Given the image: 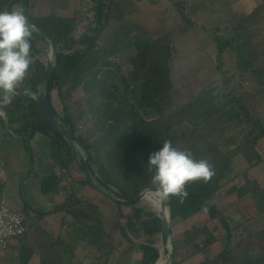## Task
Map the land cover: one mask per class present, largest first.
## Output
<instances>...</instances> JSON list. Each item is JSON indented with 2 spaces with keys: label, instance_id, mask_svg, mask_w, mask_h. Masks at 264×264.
<instances>
[{
  "label": "trees",
  "instance_id": "trees-1",
  "mask_svg": "<svg viewBox=\"0 0 264 264\" xmlns=\"http://www.w3.org/2000/svg\"><path fill=\"white\" fill-rule=\"evenodd\" d=\"M30 1L14 0L7 10L23 9L29 22L45 31L57 44V63L47 84L48 99L56 112L52 105L55 90L62 107L61 118L75 138L82 141L94 176L119 197L133 199L145 189L153 188V172L147 170L150 153L159 150L165 140H170L181 150L190 149L196 159H207L213 165L215 175L207 183L188 184V196L183 202L171 197L166 203L172 231L201 212L207 214L175 236L174 264L195 262L207 247L221 239L226 241L225 248L199 264H264V227L230 246L237 223L218 208L222 188L239 176L242 182L231 184L227 193L241 195V205L250 214L249 221L264 215V186L249 176V170L263 162L257 144L264 139V123L248 104L254 99V92L264 87V0L249 13L230 10L229 25L210 28L220 79L202 86L193 98L178 106L171 80L172 68L178 60L174 38L153 47L144 34L131 43L124 45L121 42L123 49L120 45L119 49L107 48L100 39L110 24L114 0H80V8L71 16L54 12L28 14ZM170 2L178 18L191 25L185 2ZM30 42L32 63L26 79L16 90L17 93L24 92V100L15 95L11 104L0 105L4 113L0 114V138H3V144L12 137L20 139L32 160V139L39 135L46 140V155L52 163V171L40 184L42 193L55 202L53 210L37 212L36 221L59 210H65L74 218L75 212L68 206L77 201L70 167L77 162L76 152L72 142L56 128L34 97L46 72L42 55L50 42L35 30ZM122 50L128 54L126 69L120 60ZM227 51L238 52L239 64L232 73L225 69L224 54ZM246 75L250 89L244 86ZM147 113L152 116L148 117ZM210 122H215L217 127L223 125V133L232 127L239 129L233 134L237 139L232 141L229 150L220 144L219 137L211 139L201 131L200 127ZM239 156L249 161V165L240 174H234L233 162ZM81 182L90 184L87 179ZM5 184L0 178V194H3ZM248 200L256 207H250ZM97 207L94 208L98 211ZM128 207L126 213L118 211L117 221L105 234L104 230L95 232L87 220L91 231L84 230L85 235L80 240L89 242L100 252H107L108 235L117 230L132 245H136L132 235H142L143 242L137 244L141 251L138 264H155L160 257L155 245L157 237L163 235L162 218L143 202ZM22 209L28 216L29 208L24 206ZM31 255V249L22 244L19 264H29Z\"/></svg>",
  "mask_w": 264,
  "mask_h": 264
},
{
  "label": "rangeland",
  "instance_id": "rangeland-1",
  "mask_svg": "<svg viewBox=\"0 0 264 264\" xmlns=\"http://www.w3.org/2000/svg\"><path fill=\"white\" fill-rule=\"evenodd\" d=\"M114 1L115 5L111 14L112 18L109 26L102 34L100 39L101 44L111 49H117V47L119 49L120 45L123 49L124 46L121 42L125 45L126 43L135 41L139 36L146 34V38L152 42L151 44L153 47H159L164 45L169 38H174L176 40L178 60L172 68L171 80L174 83L173 97L175 105L178 106L185 104L193 98L202 86H207L220 79V73L215 67V56L217 51L215 43L212 39V32L210 28L215 25H220L222 27L226 24L229 25L230 23L228 18L230 16V10H235V13H249L262 0H230V4L227 2L228 0H202L200 3L193 6L191 5L194 3V0H179L185 2L187 8L191 6L187 10V16L192 19L191 25H188L178 18L177 11L171 4L170 0ZM47 2L48 4H54V2L69 4L67 8L64 6H56V8H59L58 10L54 7L52 8V6L48 8L49 10L51 8L54 9L57 13H70L71 15H74L77 9L80 8V0H75V2L73 0H47ZM13 9H20V7H13ZM61 9H64L62 10L63 12ZM28 14L30 13L28 12ZM224 56L225 69L227 72H235L237 64H239L237 60L238 52L227 51ZM42 59L47 66L52 61L53 54L51 44L47 47L46 53L42 55ZM120 60L123 63V69H126L128 66V54H126L125 51L121 54ZM244 86L247 89L251 88L248 75H246ZM254 94L255 96L258 94L260 98L264 99V89L257 90ZM256 97H254V99ZM52 105L57 114L61 116L62 107L55 90L52 93ZM252 111L254 113L257 112L254 108H252ZM0 114L4 115L3 111L0 110ZM147 116L151 117L152 115L147 113ZM258 116H260V114H258ZM219 120L222 122L224 121L222 117H219ZM214 123L215 122H210L200 127L201 131L208 134L211 139H217L222 131L219 127L220 125L217 127ZM215 126L217 127L216 129H214ZM228 126H230V124H228ZM235 130L237 131L236 127H234V129L232 127L230 130L225 131L233 133ZM224 135L225 139L220 142V144L226 150H229L232 147V141L226 140V134ZM5 152H7L6 156L3 155ZM45 157L46 154H39L35 161L40 164V158ZM33 164L34 160L31 159V156L26 151L22 141L17 137L8 139V141L3 144V147L0 145V172L2 176L5 175L8 179L9 186L6 188V191H8L11 196L16 197L21 194L22 190H19V186L21 188L23 180L27 178L29 176V172L33 170ZM248 165L241 164L238 161L233 162L234 174H240ZM70 167L72 176L74 177L73 183H75V185H80L81 181L86 179V177L83 174L78 161L73 162ZM263 175L264 165H261L254 171L249 170V176L257 179L258 181L259 179H262ZM76 178L79 179L76 180ZM235 181L238 184L242 182L239 176L235 179ZM17 183L20 185L15 187V184ZM88 185L90 186V195L86 194L81 195V197H76L77 201H74L75 204L71 207L73 212H75L73 214L74 218L75 216H78L80 219L85 218L83 221L75 218L77 223H79L76 225V231L74 233L75 238H77L78 241H80V237H84V230L91 231V229H88L89 227L86 224L87 220L89 224H92V228L95 232L102 233L104 230L105 234L106 232H109V227L117 221V213L119 210H122L124 213L129 211L128 206L114 203L107 197L103 196L99 191L91 186V184ZM230 186L231 184H229V187ZM225 190L226 189L223 190L225 195L218 200V208L228 219H234L237 223V227L231 238L230 246H232L236 244L238 240L248 237L255 231L264 227V215L257 217L255 220L249 221V212L247 210L244 211L243 205L238 206L235 199L232 197L225 198L228 194H226ZM0 196L3 197V194H0ZM43 198V200L39 201L40 204H45L47 202V197L43 196ZM78 200H80V202H78ZM140 202L150 206L155 212L160 214V206L153 203L150 199L144 198ZM248 203L250 207H256L253 201L248 200ZM101 204L104 207V212L101 211ZM95 206H98V211L94 208ZM165 210H167L168 214L167 207ZM86 211L89 213L87 215L88 217L84 213ZM206 216L207 214L205 212H201L195 217L181 223L179 228H173L174 237L182 230ZM27 218L28 229L35 226L37 215H30L29 212ZM43 228L45 227L42 224L39 226L36 225L32 230L33 235H31L30 240L33 236H36L38 232L42 231L41 229ZM79 228L83 229L82 233L79 231ZM47 236L50 239H53V241H58L54 232H51V235L48 234ZM132 238L136 241V245H132L130 241L125 239L119 230H117L114 234L111 233L108 235L110 246L109 250L105 252L108 253V259L105 264H138L137 261L141 258V251L137 244L143 242L144 237H142V235H132ZM225 244V239H221L216 244L207 247L195 262L192 263L187 261L182 264H199L202 260L213 258L225 248ZM60 245H62V242ZM20 246L21 244H19V249L16 254L13 253L11 257L5 261L6 264H19ZM155 246L160 251L159 259L164 258L165 264H167L170 256L169 241L163 235H160L157 237ZM31 248L29 247V249ZM96 250L95 255L97 254V257L94 255L95 257L92 258L94 260L92 264H97V261H101L97 260L100 258L101 252L97 248ZM7 257L8 255L6 258ZM85 264H91L90 260L89 263Z\"/></svg>",
  "mask_w": 264,
  "mask_h": 264
},
{
  "label": "crops",
  "instance_id": "crops-1",
  "mask_svg": "<svg viewBox=\"0 0 264 264\" xmlns=\"http://www.w3.org/2000/svg\"><path fill=\"white\" fill-rule=\"evenodd\" d=\"M73 1L75 2V0ZM201 1L202 0H194V3L190 5L193 6L197 3H200ZM227 2L229 3L231 1L228 0ZM68 5H69L68 3H55V2L54 4H48L47 0H43V1L31 0L30 7H29V13L34 14V15H47L53 12L57 13V11H54V9H52L53 7L58 10L59 8H56V6H59V7L64 6L67 8ZM50 6H52V8L49 10L48 8H50ZM62 10L64 9H61V11ZM57 14L62 15V16L71 15L70 13L69 14L57 13ZM262 89H264V87L260 88L259 90H262ZM256 96H255L256 98L249 101L248 104L250 105L251 109L254 108L257 110L256 114L257 115L260 114L259 117L264 123V99L260 98L258 94H256ZM219 127L222 130L224 126L220 125ZM233 133L229 131H225V133H223V130H222L219 135L220 141L222 142L225 139L224 134H226V140L234 141V139H237V137H234ZM3 141L4 140L1 137L0 145H3ZM46 143H47L46 140L42 136H39V135L35 136L32 139L31 146L33 149L34 167H33V170L29 172V176L23 180L21 184V188L19 186V190H22L20 195L13 197L9 194L8 191H6V188H8L9 186L8 179L5 175L2 176L0 172V178L5 180V183H6L4 187L3 197L7 199L8 204L14 209H22L24 206L28 207L30 215H34V216L37 215V212L49 211V210L54 209L53 203L55 201H52L48 198L45 204L39 203L40 200L44 199L43 196L47 197L42 193L41 184H40L41 180L44 176H46L52 171V163L50 162L47 155L45 158H40L41 159L40 164L39 162L37 163L35 161L37 159V156H39V154L47 153ZM257 147H258L259 152L261 153V156L263 157V162L252 167L250 171H254L257 168H259L261 165H264V139H261L258 141ZM235 161H238L241 164H246V165L249 164V161H246L241 156L237 157ZM38 166L40 167V169ZM77 179L79 178H76V180ZM259 182L262 186H264V175L262 176V179H259ZM229 184L239 185L236 181L229 183ZM229 184L227 183L222 188L221 193L219 194L218 200L222 198L223 195H225V193H223L224 189H226L225 191L227 194V190H228L227 187H229ZM17 185H20V184L18 183L15 184V187ZM89 187L90 186L88 184H84L82 182L80 185H75V183H73L74 195L76 197H81V195H86V194L90 195L91 191L89 190L90 189ZM229 197H232L233 199H235L236 204L238 206L241 205L242 202L240 201H242V197L238 192H235L233 194H227L225 198H229ZM74 204L75 202L73 204H70L68 206L69 209ZM101 211L104 212V207L102 204H101ZM65 212H66L65 210L64 211L59 210V211H55V212H52L50 214L40 217L36 221L35 226L36 225L39 226L42 224L44 225L45 228L41 229L42 231L38 232V234L36 236H33V238L30 240L31 235H33L32 230L34 229L35 226L30 227L28 229V232L24 236V238L14 240L10 244L9 251H8V257L3 260L2 264H6L5 261L8 260L9 257H11L13 253L16 254V252L19 249L18 247L19 244L21 245L25 244L30 248L32 247L31 248L32 256H31V259L29 260V264H85V263H89V260H90V263L92 264V262L94 261L92 258H94L97 255V254L95 255V251H97L95 246L90 244L87 241H84V240L78 241L77 238H75L74 233L76 231V225H78L79 223H77V221L74 218L70 217ZM84 213L86 216L89 214L88 211ZM99 213L102 214L101 212ZM100 219H101V216H100ZM81 230L82 229L79 228V231ZM51 232H54L56 234L58 241L57 240L53 241V239H50L47 236L48 234L51 235ZM61 242H62V245H60ZM100 254H101L100 258L99 259L96 258V259L101 260V261H97V264H105V262L108 259V256H107L108 253L101 252ZM139 260L137 261V263L139 262Z\"/></svg>",
  "mask_w": 264,
  "mask_h": 264
},
{
  "label": "clouds",
  "instance_id": "clouds-1",
  "mask_svg": "<svg viewBox=\"0 0 264 264\" xmlns=\"http://www.w3.org/2000/svg\"><path fill=\"white\" fill-rule=\"evenodd\" d=\"M35 30L23 9H0V105L11 104L17 87L26 79L31 60V37ZM147 170L152 191L161 201L187 198V185L209 182L215 175L207 159H196L190 149L174 147L165 140L159 150L150 153ZM28 221V218H27Z\"/></svg>",
  "mask_w": 264,
  "mask_h": 264
},
{
  "label": "water",
  "instance_id": "water-1",
  "mask_svg": "<svg viewBox=\"0 0 264 264\" xmlns=\"http://www.w3.org/2000/svg\"><path fill=\"white\" fill-rule=\"evenodd\" d=\"M13 1L14 0H3L0 4V9L7 10L9 8V6L13 3ZM35 31L44 35L49 40V42L51 44V48H52V54H53V59L48 64V66L46 68V72L44 74V78H43V81L41 83V86H40L39 90L34 94L35 99L38 101L41 108L46 112V114L52 120V122L55 124L56 128L60 132H62L64 134V136L67 137L72 142L74 149H75V152H76V157H77V161L79 163V166H80L83 174L85 175L86 179L91 184V186H93L103 196L107 197L108 199H110L111 201H113L114 203H117L119 205L130 206V205H133V204L140 202L142 199L146 198V193L149 191H152L153 188L145 189L136 198L124 199V198L119 197L113 191L109 190L107 187H105L99 180H97V178H95V176H94V174H93V172L89 166L90 158L87 155V152L85 150V147H84L82 141L75 138V136L73 135V133H72L71 129L69 128V126L67 125V123L61 118V116H59L53 110V108L49 102V99H48L47 84H48L49 76H50L52 70L54 69V67L56 66V63H57L58 48H57V44L55 43L54 39L50 35H48L45 31H43L37 27H35ZM16 96L23 99L24 92H21V93L16 92ZM6 126H7V130H9L8 129L9 128L8 123ZM167 202H168V200L160 202V214H159V216L162 218L163 236L170 243V256H169V262L167 264H174V261L176 258V241H175V237H174L171 225H170L169 207H168V216H165L162 213L163 205Z\"/></svg>",
  "mask_w": 264,
  "mask_h": 264
},
{
  "label": "built area",
  "instance_id": "built-area-1",
  "mask_svg": "<svg viewBox=\"0 0 264 264\" xmlns=\"http://www.w3.org/2000/svg\"><path fill=\"white\" fill-rule=\"evenodd\" d=\"M28 230L27 215L23 209H14L5 197L0 199V264L8 255L10 244L22 238Z\"/></svg>",
  "mask_w": 264,
  "mask_h": 264
},
{
  "label": "bare ground",
  "instance_id": "bare-ground-1",
  "mask_svg": "<svg viewBox=\"0 0 264 264\" xmlns=\"http://www.w3.org/2000/svg\"><path fill=\"white\" fill-rule=\"evenodd\" d=\"M146 199H150L153 203L160 206L161 200L159 199L158 196L155 195L154 191L147 192L146 193ZM165 208H166V203L163 205L162 213H163V215L168 216L167 210H165ZM156 264H165L164 258L159 259Z\"/></svg>",
  "mask_w": 264,
  "mask_h": 264
}]
</instances>
